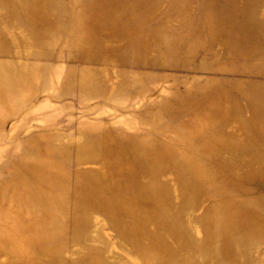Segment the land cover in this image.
<instances>
[{"label": "rangeland", "instance_id": "rangeland-1", "mask_svg": "<svg viewBox=\"0 0 264 264\" xmlns=\"http://www.w3.org/2000/svg\"><path fill=\"white\" fill-rule=\"evenodd\" d=\"M0 264H264V0H0Z\"/></svg>", "mask_w": 264, "mask_h": 264}, {"label": "bare ground", "instance_id": "bare-ground-1", "mask_svg": "<svg viewBox=\"0 0 264 264\" xmlns=\"http://www.w3.org/2000/svg\"><path fill=\"white\" fill-rule=\"evenodd\" d=\"M142 104V103H141Z\"/></svg>", "mask_w": 264, "mask_h": 264}]
</instances>
